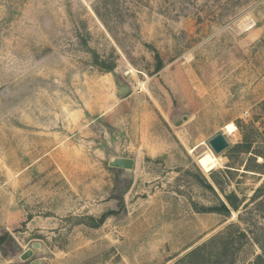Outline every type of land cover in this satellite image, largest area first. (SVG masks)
<instances>
[{
    "label": "rangeland",
    "instance_id": "1",
    "mask_svg": "<svg viewBox=\"0 0 264 264\" xmlns=\"http://www.w3.org/2000/svg\"><path fill=\"white\" fill-rule=\"evenodd\" d=\"M263 135L264 0H0V264H264Z\"/></svg>",
    "mask_w": 264,
    "mask_h": 264
},
{
    "label": "trees",
    "instance_id": "2",
    "mask_svg": "<svg viewBox=\"0 0 264 264\" xmlns=\"http://www.w3.org/2000/svg\"><path fill=\"white\" fill-rule=\"evenodd\" d=\"M241 135H242V142H241L240 144H238L237 147H236L235 149L237 150V152H241V153H244V154H248V153L250 152L251 148H252V144H253L252 142H254V141H252V138L250 139L249 137H247V133H243V132H242ZM262 137H263V142H264V135H263ZM252 153H253V152H252ZM252 155H253L252 158L254 159V161H256L255 159H257V157H259V158L261 159V163H256V162H255V165H256L257 167L264 166V155L259 154V153H253ZM207 156H208V158H210L209 155H207ZM228 158L231 160L230 157H228ZM198 160H199L200 165L203 167V169H204L206 172H210V171L208 170V165H207L204 161H202L201 157H200ZM226 171L231 172V171H229V170H226ZM246 171H249V172H255L254 170H249V168H246ZM257 173H260V172H257ZM212 174H213V173H212ZM212 174H211V175H212ZM211 175H210V178H211L213 184H214L217 188H219V183H218V182H217V181H216ZM263 186H264V182L262 183V187H263ZM205 187H206L208 190H210L211 192L214 193V189H213V187H212L210 184L205 183ZM261 189H262V188H258V189L254 192V195H255L256 193H261V192H262ZM238 208H239V205H238L237 197H236L233 193H231L230 195H225V196H224V201L218 199V205H217L216 207L207 208V210H208L209 212H214V213H218V214H221V215L227 216V215L229 214V212H230V209H232V210H234V211H237ZM241 235H243V234H241ZM203 247H205V245H202L201 247H198V248L192 250L189 254L186 255V259H187V258H190V257H192V256H194V255H196V254L198 253V251H200ZM256 260H257V261H261L262 258H261L260 256H257V257H256Z\"/></svg>",
    "mask_w": 264,
    "mask_h": 264
},
{
    "label": "water",
    "instance_id": "3",
    "mask_svg": "<svg viewBox=\"0 0 264 264\" xmlns=\"http://www.w3.org/2000/svg\"><path fill=\"white\" fill-rule=\"evenodd\" d=\"M127 91V89H122L120 91V94H123ZM184 120H186V117H184ZM181 122L177 123L180 125ZM209 146L211 147L212 151L215 155L220 154L222 151H224L228 147V142L224 138L222 134H218L214 136L212 139L208 142ZM109 167L112 168H118V169H125V170H132L134 167V161L132 159H125V158H116L113 161L109 162ZM31 252L27 251L21 256L22 260H26L31 256Z\"/></svg>",
    "mask_w": 264,
    "mask_h": 264
},
{
    "label": "bare ground",
    "instance_id": "4",
    "mask_svg": "<svg viewBox=\"0 0 264 264\" xmlns=\"http://www.w3.org/2000/svg\"><path fill=\"white\" fill-rule=\"evenodd\" d=\"M224 130L227 134H233L236 131V127L233 124H228V125H226ZM194 149H196V147L189 150V153H192L194 151Z\"/></svg>",
    "mask_w": 264,
    "mask_h": 264
}]
</instances>
